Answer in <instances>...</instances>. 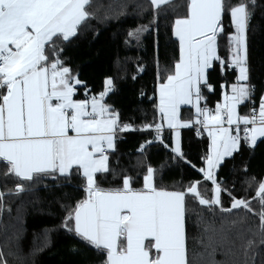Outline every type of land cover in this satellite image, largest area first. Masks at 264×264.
I'll return each instance as SVG.
<instances>
[{
	"label": "trees",
	"instance_id": "trees-1",
	"mask_svg": "<svg viewBox=\"0 0 264 264\" xmlns=\"http://www.w3.org/2000/svg\"><path fill=\"white\" fill-rule=\"evenodd\" d=\"M241 2L246 3L248 12L246 64L256 107L264 95V0H224L218 59L207 70L206 85H201L204 108H213L223 87L235 80L229 65L233 48L229 13ZM188 3L171 0L157 7L151 0H91L87 9L90 18L77 28L76 35L46 46L49 62L58 57L81 81L75 99L97 96L104 92L105 79L112 81L102 102L118 115V126L114 149L108 153L109 171L96 176L102 188L122 187L125 177L133 178L132 187H141L151 167L157 186L186 190L203 181L198 185L201 195L209 200L214 196L215 185L204 181L199 171L207 156L208 140L205 133L199 136L193 125L180 130L182 155L171 150L166 129L168 149L157 143L135 151L151 137L159 121L156 87L178 60L173 25L187 14ZM247 106L246 102L240 109L247 110ZM194 116L190 107L180 109L181 120L191 121ZM124 125L130 128L118 131ZM215 178L236 199L249 201L252 211L222 212L220 206L200 205L198 198L189 194L186 243L191 264H264V231L258 215L262 208L257 196L259 184L264 182V137L253 144L242 136L237 151L217 167ZM16 185L23 190L15 192ZM85 188L77 168L67 175L42 174L29 181L10 174L0 163V264H105L106 251L85 241L75 232L73 218L68 219L86 198ZM232 202L222 191V207L229 208Z\"/></svg>",
	"mask_w": 264,
	"mask_h": 264
},
{
	"label": "snow or ice",
	"instance_id": "snow-or-ice-1",
	"mask_svg": "<svg viewBox=\"0 0 264 264\" xmlns=\"http://www.w3.org/2000/svg\"><path fill=\"white\" fill-rule=\"evenodd\" d=\"M170 2L151 0L157 7ZM90 4L91 0H0V90L6 89L0 91V160L7 162L10 174L29 181L42 174H70L73 166L82 168L87 198L74 210L75 232L96 249L106 251L105 264H191L186 243L189 194L197 197L200 205L220 206L222 212L240 208L252 211L249 201L236 199L221 188L215 170L239 141L238 134L232 136L229 128L223 127L224 116L229 126L239 122L254 125L245 129V139L250 131L254 144L257 137H264V99L258 116L255 110L250 117L237 116V105L250 94L249 87L240 83L233 85V95L225 97L226 103L217 106L215 115L199 106L201 84L207 83L206 70L218 59L216 42L223 32L226 7L224 0H190L186 16L175 20L181 55L174 74L160 85L159 112L170 128L186 127L179 120L180 106L193 104L196 98L195 122L206 129L212 125V148L206 168L199 171L204 181L215 185L214 196L209 200L201 195L198 185L203 181L192 183L186 190L157 186L151 167L141 188L132 187L130 177L123 179L122 187H100L96 176L109 171L105 152L114 147L118 126V115L102 102L112 81H106V90L99 98L75 100L81 81L58 57L49 62L46 55V46L55 39L67 41L76 35L77 28L90 18ZM229 14L237 33L231 37L235 44L232 63L239 67V81L243 82L248 79L244 67L246 3L231 7ZM129 128L124 125L121 130ZM155 130L159 133L162 126L156 125ZM173 150L182 155L178 139ZM17 190L23 188L18 186ZM222 191L232 198L229 208L222 207ZM257 196L264 231V182L259 184ZM72 218L70 215L68 219Z\"/></svg>",
	"mask_w": 264,
	"mask_h": 264
},
{
	"label": "crops",
	"instance_id": "crops-1",
	"mask_svg": "<svg viewBox=\"0 0 264 264\" xmlns=\"http://www.w3.org/2000/svg\"><path fill=\"white\" fill-rule=\"evenodd\" d=\"M189 2H190V0H189ZM187 12H188V10H187ZM186 16V15H185ZM184 16V17H185ZM183 18V17H182ZM232 19V18H231ZM174 24H175V22H174ZM173 34H174V25H173ZM174 36H175V34H174ZM175 38L177 39V41H178V45H179V57H178V60H177V62L180 60V55H181V50H180V43H179V39L175 36ZM216 49H217V51H216V55L218 56V44H217V42H216ZM245 52H246V28H245ZM231 56V55H230ZM233 54H232V56H231V61H230V66L233 68V71L235 72V80L232 82V83H230V84H228V85H226V86H224L223 87V91H222V94H221V98H220V101L219 102H217L216 104H215V106L213 107V108H206L208 111H209V114L210 115H215L216 114V112H215V110H216V108H217V106H223L225 103H226V101H225V97L226 96H231V95H233V91H232V88H233V85H238V84H240V83H243V84H245V85H247L248 87H249V84H248V79L246 80V81H243V82H241V81H239V75H240V71H239V67H237L235 64H233L232 63V59H233ZM215 60V59H214ZM214 60L211 62V66H212V64H213V62H214ZM176 62V63H177ZM210 66V67H211ZM209 67V68H210ZM244 67L247 69V64H246V59H245V64H244ZM208 68V69H209ZM207 69V70H208ZM207 70H206V73H207ZM174 72H175V67H174V69H173V71L171 72V74L170 75H173L174 74ZM247 77H248V74H247ZM167 80V79H166ZM166 80L165 81H163L162 83H165L166 82ZM162 83H160V84H158L157 85V87H156V102H157V106H158V112H159V104H160V92H159V89H160V85L162 84ZM202 85V84H201ZM78 86H80V84L79 85H77L76 86V88L78 87ZM249 89H250V87H249ZM4 91H6V89L4 90ZM92 96H85L84 98H80V99H75L74 97H73V99H75V100H83V99H86V98H88V99H90ZM97 98H99V95H97L96 96ZM248 100H246V101H244L243 103H241V104H239V105H237V116H240V117H243V116H248V106H247V110L245 109H240V106H242L243 104H245L246 102H247ZM261 103V102H260ZM260 103H259V105H258V107H257V109H258V111H259V106H260ZM199 106L203 109L204 107L202 106V104H201V97H200V99H199ZM183 107H190L191 109H192V112H193V114L195 115V116H197V114H196V98L195 97H193V104H189V105H181L180 106V109L181 108H183ZM180 109H179V113H180ZM222 115H223V112H222ZM201 118L203 119V117L201 116ZM234 119H235V117H234ZM179 120H180V123L181 124H187L188 126H186V127H189V126H191V125H193V123H192V120L190 121V120H181L180 119V117H179ZM159 121H160V123L162 124V126L168 131V132H170V138H171V150H173L175 147H174V141H173V137H174V135L176 136L177 135V133L179 134L177 137V139L179 140V136H180V130L182 129V128H186V127H179V128H170L169 126H168V124H167V121H165L164 120V118H163V116H162V114L159 112ZM255 126H258V122H257V125H255ZM223 127H225V128H229V131H230V134L232 135V136H237V134L239 135V140H240V138L242 137V136H245L246 135V133H245V129H251L252 127H254V125H249V124H244L243 122H239V124L237 125V124H233V125H231V126H229L228 124H227V117L226 116H224V123H223ZM235 127H237V128H240V130H239V133H234V128ZM212 128V125H209V128L208 129H206V128H204V126H203V131H204V133L206 134V138H207V140H208V151H207V155L209 154V152H210V150H211V148H212V137L209 135V129H211ZM115 136H116V132H115V135H114V141H115ZM248 139H249V141H251L252 142V140H251V134H250V131H249V133H248ZM258 138H260V137H257V139ZM176 139V138H175ZM179 144H180V142H179ZM238 145H239V141H238V144H237V146H236V148L234 149V150H232V154L235 152V151H237V149H238ZM176 146V145H175ZM109 149H107L106 150V152H105V155H107L108 156V153H109V151H108ZM112 150V149H111ZM221 150H222V148H221ZM231 154V155H232ZM230 155V156H231ZM230 156H225L223 159H222V161L225 159V158H227V157H230ZM207 157V156H206ZM205 160H206V158H205ZM205 160H204V164H203V166H202V168H206V163H205ZM221 161V162H222ZM0 163H2L3 164V167L5 168V169H8V171H9V165L7 164V162H5V161H2V160H0ZM74 168H77L79 171H80V173H81V175L83 176V178H84V182H85V185H86V188H85V193H86V198H87V178L83 175V169L82 168H78L77 166H73V168L70 170V172L74 169ZM201 168V169H202ZM215 172H216V170H215ZM54 174H59V172H56V173H54ZM202 174V173H201ZM59 175H61V174H59ZM67 175V174H66ZM203 175V174H202ZM143 186V185H142ZM141 186V187H142ZM141 187H134V188H141ZM85 198V199H86ZM73 223H74V228H75V220H74V216H73Z\"/></svg>",
	"mask_w": 264,
	"mask_h": 264
},
{
	"label": "built area",
	"instance_id": "built-area-1",
	"mask_svg": "<svg viewBox=\"0 0 264 264\" xmlns=\"http://www.w3.org/2000/svg\"><path fill=\"white\" fill-rule=\"evenodd\" d=\"M231 70H232V68L228 65L227 66V71L230 72ZM4 90H0V91H4ZM247 103H248V116L250 117V115H251V113H252L253 110H255V112H256V114L258 116L259 111H258L257 107L254 105V102H253V100L251 98V88H250V94H249V99H248ZM197 119H198L197 116H194L193 117V119H192L193 126H194L195 130L197 131V133L199 134V136H201V137L202 136H205V135H203V133H204V131H203V124L202 123H196L195 121ZM199 119L202 120L201 117H199ZM156 125H161L162 126V124L160 123V121H158ZM249 125H251V123H249ZM155 126L151 130L152 131L151 137L148 138L146 141L142 142L135 149L136 152H142L147 146H149L151 144H157V143H162L167 149L169 148L168 145L164 141V139H165V135H164L165 128L162 126V130L159 133H157V131L155 130ZM121 128H123V127L119 126L118 127V131L122 132L123 130H121ZM239 130H240V128L235 127L234 128V133H236V134L239 133ZM18 186L19 185H16L15 186V190L16 191H18L17 190ZM0 193H1V191H0Z\"/></svg>",
	"mask_w": 264,
	"mask_h": 264
},
{
	"label": "rangeland",
	"instance_id": "rangeland-1",
	"mask_svg": "<svg viewBox=\"0 0 264 264\" xmlns=\"http://www.w3.org/2000/svg\"><path fill=\"white\" fill-rule=\"evenodd\" d=\"M231 23H232V26H233V32H232L231 35H230V41H231V37H232V36H235V35L237 34V33H236V27H235V24H234V22L232 21V19H231ZM232 47H233V48H232ZM231 48H232V54L234 55L235 44H234L233 41H232V43H231ZM232 54H231V56H232ZM231 56H230V61H231ZM232 60H233V59H232ZM107 80H109V79H108V78L105 79V89H104V91L106 90V87H107V86H106V81H107ZM201 96H202V94H201ZM201 96H200V97H201ZM262 99H264V95H263ZM262 99H261V100H262ZM175 138H176V139H175ZM177 138H178L177 135H176V136L174 135V137H173L174 147H176L175 145H176V142H177ZM179 142H180V136H179ZM179 145H180V144H179ZM113 149H114V147L112 148V150L109 149L108 151L111 152V151H113ZM173 151H174V150H173ZM19 186H20V185H19ZM20 187H21V186H20ZM14 191H15V192H20V191H16L15 188H14Z\"/></svg>",
	"mask_w": 264,
	"mask_h": 264
}]
</instances>
